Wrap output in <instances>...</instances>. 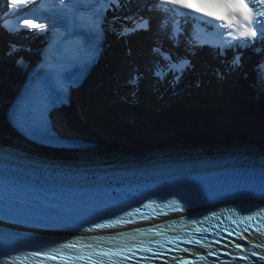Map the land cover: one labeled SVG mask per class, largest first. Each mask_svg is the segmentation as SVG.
<instances>
[{
  "label": "snow or ice",
  "instance_id": "obj_1",
  "mask_svg": "<svg viewBox=\"0 0 264 264\" xmlns=\"http://www.w3.org/2000/svg\"><path fill=\"white\" fill-rule=\"evenodd\" d=\"M31 0H10L12 7L17 5H27ZM207 6L217 9V11H203L201 8H193L188 3H184L183 0H154L153 3L148 4L146 9L148 12L159 13L161 21L159 28L166 34L174 45L179 46L180 37L182 34L181 19L192 18L193 20L200 19L201 22L206 24H213V21H221L225 23L216 24L215 27L219 30L222 27L229 29V35L232 36V41H236L233 44L232 41H225L226 48H251L257 43H264V0H206ZM114 4L113 11L120 10L127 7V2L121 3V0H98V6L93 10L92 15L88 20L89 31L93 37L92 46L88 49L87 56L89 59L94 58L96 46L95 41L104 31L103 24L106 20V13L110 10L111 5ZM59 9H51V18L49 17H36L33 19H23V28H18L17 31L22 30H34V35H45L49 33L53 34V44L57 49L59 44L63 41V36L66 33H61L58 24L57 17H62L63 22L72 26L76 18V5L69 6L65 4V0H59ZM210 17L212 19H204ZM37 19H42V22H36ZM121 17L113 16L108 21L113 31H117L115 25L121 21ZM124 20H132V27L127 26L125 23H120V30L117 34L120 36H128L135 32L150 31L152 17L140 16L138 21L133 17H124ZM169 24L171 30L169 31ZM15 34V33H12ZM58 37V38H57ZM243 41V43H240ZM20 51V48L16 44L10 45L7 55H13ZM153 52L160 56L165 64L158 68L153 74L157 77L158 81L165 80L169 72L174 73L173 80L179 81L186 70L191 69L193 66L190 60L179 59V65L173 61L170 54L162 51L161 47L157 46L153 48ZM221 55H226V52H221ZM17 63L23 64V58L21 57ZM242 67V58L240 53H234L229 71H237ZM166 69V70H165ZM260 72L264 73V65L260 66ZM218 76H222L223 73L218 72ZM141 75L137 73L129 80V84L138 86L141 79ZM15 185V182H13ZM19 187V186H16ZM261 194L264 195V182L261 184ZM155 204V201H151L149 204L143 205L144 208L151 207ZM173 206L175 210H179L181 205L176 200L168 202ZM141 212L140 207L133 208L132 211H125L124 216H116L115 219H104L103 222H93L94 229H105L122 226L130 222V218L137 213ZM215 215V214H214ZM145 219L148 217L145 216ZM240 222H250L253 220L264 221V208L252 212L247 216H239ZM237 222V221H234ZM93 228H89L88 231H92ZM248 229L245 228L244 231ZM152 229L142 230L137 229L132 233H118L116 235L102 237H95V243H82L79 248L74 242H68L66 244H60L52 248H37L24 256H14L11 258V264H24L29 257H40L45 260H59L61 264H76L77 261H82L84 264H123L124 260L130 258L129 254L135 256L136 251L143 253H152L154 256L161 254L166 245L173 244L174 241L181 240L180 236L165 237L163 239H139L137 233L140 236H144L146 232H151ZM197 232L207 231L206 229H196ZM157 236L161 234L156 233ZM207 237L198 239L193 233L190 239H185V243L201 245L205 248H210V245L203 243ZM178 246V245H177ZM237 249H242L240 244H236ZM253 247H261V245H253ZM75 249V251H71ZM183 251H189V249H183ZM209 255H216L215 252H209ZM252 255H256L255 251H252ZM242 260H247V256L240 257ZM206 257L204 255L199 256V260L203 261ZM236 257H233L235 260ZM261 261H264V255L259 257ZM182 264H193L192 261L184 260Z\"/></svg>",
  "mask_w": 264,
  "mask_h": 264
},
{
  "label": "bare ground",
  "instance_id": "obj_2",
  "mask_svg": "<svg viewBox=\"0 0 264 264\" xmlns=\"http://www.w3.org/2000/svg\"><path fill=\"white\" fill-rule=\"evenodd\" d=\"M116 16L120 17V15L116 12ZM120 22H118L117 24H119ZM117 24L115 26H117ZM146 39V36H142L141 34H139V36H136L135 40L129 41V46L132 48L133 51V55L134 56H138L139 53L142 51L143 49V45L142 42L143 40ZM196 48V45H193L192 47H189V49L194 50ZM2 50V49H0ZM124 56V53H121L119 55V53L115 56V58ZM2 58V53L0 52V59ZM138 58H136V66L139 69H144L143 66L138 62ZM109 63H111V60H108ZM203 69V68H201ZM206 71L208 70V67L204 68ZM135 68L133 67L132 72H134ZM204 71V70H203ZM208 74V72H207ZM202 76V75H201ZM123 77H128V75H119L116 79H115V93L118 94V98L121 100L120 98V89H121V80L123 79ZM5 79V78H3ZM1 80V78H0ZM214 82L211 80L210 84H206L205 89L207 91V99L209 100L207 103H212L211 106L202 108L200 107L199 103H194V101H187L184 103V105L181 107L180 105V110L183 111V116H186L187 119H190V117L188 118V116H190L192 113V109L191 106L194 105L196 108L195 110H198L202 113L203 117H200V120L197 122L199 124H195L194 126L197 128L199 126H201L200 131L198 132H188V131H182L181 133H179L178 135H175L171 140H175V141H181L179 143H182L183 141H188L190 144L192 145H211V144H224L226 142H231L232 140H250V137H253L255 139H253L254 141H256L257 143H262L264 144V107H256L255 104H253V93H249V97L248 98V103L249 105L246 107V111H245V118L247 120L246 126L248 128L247 132H250L252 135H246L245 134H241V132L237 131L234 128H228L225 126V118L222 117H218L220 114H224L226 112V106H229V103H227L225 101V99L222 100V98L224 97L223 94L220 93V97L219 100L221 102H216L213 99H216L218 97L217 93L214 91ZM221 86V85H220ZM15 87L16 84L13 83L11 80H5V83H3L2 86H0V134H5L7 132H9L6 121H5V117H4V111H5V107H6V101L7 99L10 97L11 94H13V92H15ZM129 91H131V88H128ZM197 90L200 91L201 90V86L197 87ZM219 91V90H217ZM225 91H229L228 92V97H232L234 100H236L240 95L237 94L234 91H231L230 87L228 86ZM124 92V91H123ZM226 95V94H225ZM108 96H112V93H109ZM127 99H131L130 96H128L127 94H125ZM143 97V96H141ZM210 98L212 100V102L210 101ZM227 98V96H226ZM171 99H173V97L171 96ZM257 104H262L260 102L257 101ZM155 107L157 108H162L161 112H165L167 111V105L163 104L162 102L159 103H155L154 104ZM100 106V107H98ZM161 106V107H160ZM81 107H83V110L81 113V115H83L84 119H88L92 121H96V123L98 125H100V127L98 128V131H105V132H110L111 130L114 131L115 133H117L118 136V140L114 141L113 143H106V147H104V149L106 150H111V149H116L121 146H123L124 144H126L128 142V139L132 137L131 134V126H124L123 128H121V117L117 115L116 112V108L114 109H107V102H104L103 97L101 96L100 93H98V98H94V99H88L85 100L84 102H82ZM92 111V113H98V117L96 118L95 115H93L92 117L90 116L89 112ZM109 113V114H107ZM80 115V116H81ZM203 118V120H202ZM240 118V117H238ZM63 124H62V121ZM56 123L57 125L62 126L63 129H66V127L68 128H72V127H76L77 126V121L75 120L74 117H70L69 114L65 113V114H61L59 116H57L56 118ZM103 125L105 126H110V128H106L103 127ZM213 125H215L216 130L214 131L213 129ZM193 126V127H194ZM206 126V127H205ZM171 128L176 129L174 130L175 132L179 130V128L184 127V125L182 123L180 124H175L174 126H171ZM61 128V129H62ZM169 128V127H168ZM111 129V130H110ZM121 129V130H120ZM161 129L160 126H158L156 128L157 131H159ZM120 130V133L117 131ZM147 130V129H146ZM144 130V131H146ZM154 130V131H156ZM84 131H86V129H84ZM153 130L150 131H146L144 133H154ZM156 131V132H157ZM244 131V130H243ZM155 135V134H154ZM140 133H136V137H140L139 141L137 143L139 144H145L147 143L143 138V136ZM1 137V135H0ZM161 138H163L161 136ZM186 138V140H185ZM134 138H131V140H133ZM158 139H160L158 137ZM184 139V140H183ZM104 145V144H103ZM101 149V148H100Z\"/></svg>",
  "mask_w": 264,
  "mask_h": 264
},
{
  "label": "water",
  "instance_id": "obj_3",
  "mask_svg": "<svg viewBox=\"0 0 264 264\" xmlns=\"http://www.w3.org/2000/svg\"><path fill=\"white\" fill-rule=\"evenodd\" d=\"M244 131H242V133L243 134H245L246 133V135H249V136H251L252 134L250 133V132H247V128H244L243 129ZM253 139H255V138H253V137H250V140H247V141H245V140H242L244 143H247V144H254V143H257L256 141H254ZM184 140V139H183ZM185 140H186V138H185ZM240 141V140H239ZM181 142V141H180ZM183 142H188V141H183Z\"/></svg>",
  "mask_w": 264,
  "mask_h": 264
},
{
  "label": "rangeland",
  "instance_id": "obj_4",
  "mask_svg": "<svg viewBox=\"0 0 264 264\" xmlns=\"http://www.w3.org/2000/svg\"><path fill=\"white\" fill-rule=\"evenodd\" d=\"M243 108H244V106H243ZM192 121H194L193 118H192ZM245 126H246V124H245ZM166 127H167V128L169 127V128H168L169 130H174V129H170V123L166 124ZM246 128H247V126H246ZM186 129H189V128H184V129H182V130H186ZM157 142H160V143H161V142H163V141H157ZM163 143H165V142H163Z\"/></svg>",
  "mask_w": 264,
  "mask_h": 264
}]
</instances>
